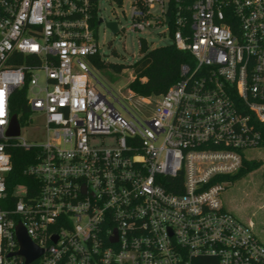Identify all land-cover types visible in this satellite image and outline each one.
Segmentation results:
<instances>
[{
  "label": "built area",
  "instance_id": "obj_1",
  "mask_svg": "<svg viewBox=\"0 0 264 264\" xmlns=\"http://www.w3.org/2000/svg\"><path fill=\"white\" fill-rule=\"evenodd\" d=\"M111 1L127 27L99 0H0V264H264V229L220 199L264 138V0ZM103 22L165 26L191 63L163 94H113L91 72ZM15 89L43 142L19 139L18 115L6 134ZM13 147L32 154L9 190Z\"/></svg>",
  "mask_w": 264,
  "mask_h": 264
},
{
  "label": "rangeland",
  "instance_id": "obj_2",
  "mask_svg": "<svg viewBox=\"0 0 264 264\" xmlns=\"http://www.w3.org/2000/svg\"><path fill=\"white\" fill-rule=\"evenodd\" d=\"M122 9L124 11L122 12ZM128 5L119 7L111 0H99V15L106 20H117L119 27L128 24ZM98 39L99 53L106 64H117L122 67L120 71L113 66L95 67L91 72L94 77L113 94L127 96L129 83L133 77L132 64L139 57L138 39L145 38L150 46L156 47L171 43V38L165 26L127 33L123 30L113 33L103 22L95 25ZM98 89L101 86L97 85ZM137 98V97H133ZM135 100V99H134ZM138 108L140 104L135 102ZM118 106V105H117ZM119 107V106H118ZM124 113V111L119 107ZM21 132L19 139L28 143H41L44 141L41 119L36 113L27 112L21 117ZM246 159H262L264 147L245 149L242 151ZM225 207L236 219L254 225V230L261 233L264 229V164L242 179L232 182L220 194Z\"/></svg>",
  "mask_w": 264,
  "mask_h": 264
},
{
  "label": "trees",
  "instance_id": "obj_3",
  "mask_svg": "<svg viewBox=\"0 0 264 264\" xmlns=\"http://www.w3.org/2000/svg\"><path fill=\"white\" fill-rule=\"evenodd\" d=\"M91 61L97 68L109 65L114 66L115 70L118 71L122 69L117 64H106L98 55L91 57ZM185 62L191 63L190 54L177 49L173 44L152 47L142 40L139 46V57L131 65L134 74L128 85L129 89L140 96L163 94L179 78L180 67ZM11 105V113L18 115L21 121V117L28 112L24 89L13 91ZM261 147H264V138ZM9 151L12 159V170L8 174L7 183L8 189L11 190L14 181L22 177V170L30 162L32 151L20 147H13ZM263 164L264 157L262 159H244L242 166L230 176V180L234 182L242 179ZM198 262L199 264H212L215 260L202 257L198 259Z\"/></svg>",
  "mask_w": 264,
  "mask_h": 264
},
{
  "label": "water",
  "instance_id": "obj_4",
  "mask_svg": "<svg viewBox=\"0 0 264 264\" xmlns=\"http://www.w3.org/2000/svg\"><path fill=\"white\" fill-rule=\"evenodd\" d=\"M107 26L112 30L113 33L117 31L115 22H109L107 23ZM6 134L9 136L19 135V122L16 114L11 116ZM16 236L20 244V250L18 251V254L24 256L26 262H30L40 255L41 250L31 242L24 227L20 223L16 228Z\"/></svg>",
  "mask_w": 264,
  "mask_h": 264
}]
</instances>
